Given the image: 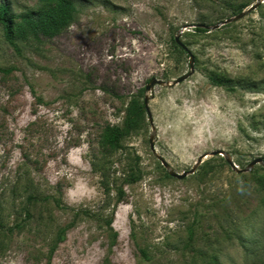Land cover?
Masks as SVG:
<instances>
[{
	"label": "rangeland",
	"instance_id": "374dc122",
	"mask_svg": "<svg viewBox=\"0 0 264 264\" xmlns=\"http://www.w3.org/2000/svg\"><path fill=\"white\" fill-rule=\"evenodd\" d=\"M53 38L0 23V264H264V0H74ZM17 27L42 0H0ZM220 25L219 28L215 26ZM147 92L152 78L173 83ZM230 80L234 91L211 78ZM223 158V159H222ZM225 160V161H223Z\"/></svg>",
	"mask_w": 264,
	"mask_h": 264
},
{
	"label": "trees",
	"instance_id": "16d2710c",
	"mask_svg": "<svg viewBox=\"0 0 264 264\" xmlns=\"http://www.w3.org/2000/svg\"><path fill=\"white\" fill-rule=\"evenodd\" d=\"M42 2L44 7L40 10L29 12L24 17L23 22L17 27L13 26L10 5L8 3L0 4V23L4 28L6 38L11 43H14L15 39L25 41L29 38L56 37L68 29L75 21L78 10L74 0H42ZM244 9V6L239 8L235 14L242 13ZM179 47L182 51H185L181 46ZM211 81L215 85L230 91L236 89V86L230 80L212 77ZM145 110L144 104L140 103L138 99H133L127 110L123 126L108 127V138L115 148L121 146V140L124 137L140 127L144 119Z\"/></svg>",
	"mask_w": 264,
	"mask_h": 264
},
{
	"label": "water",
	"instance_id": "95a60500",
	"mask_svg": "<svg viewBox=\"0 0 264 264\" xmlns=\"http://www.w3.org/2000/svg\"><path fill=\"white\" fill-rule=\"evenodd\" d=\"M257 1L258 2L255 5H252L247 11H243L242 13L238 14L234 18H230V19H227V20L223 21L220 25H226L228 23L236 22V21L244 18L247 15V13H250L251 11L255 10L259 6V4L261 3V0H257ZM220 25L215 26V28H219ZM181 34H182V31L179 33L178 36H176L175 39H176L177 44L179 46H181L185 51H187L190 54V68H191L190 72L187 73L186 75L178 78L173 83H170L169 81L159 80L157 78H152L150 80L149 84L146 86L147 92H151L156 86H162V85H167L169 87L176 86L178 84H181V83L185 82L187 79H189L194 74V72H195V69H194L195 68L194 67L195 57L189 51L188 47L181 41ZM149 102H150V96L146 95L145 99H144V105H145L146 111L148 113L149 122H150V124L152 126V130H153V134H152V136L150 138L151 149H152L154 155L158 158V160H160L162 162V165L167 169V171H168V173H169V175L171 177H174V178H177V179H180V180H184L190 174H195V172L197 171V168L199 167V165H201L203 163L204 159H206L207 157H215V156H219V155L225 156L227 161L234 167V169H237L238 173L251 171L258 164H263L264 165V157H260V158H256L255 160H253L250 163L248 169L241 170L237 166H235V164H233V162L224 154L223 151H213V152L205 153L202 156H200L198 161H197V163L195 164V166L189 172H184L182 174L177 173L176 171H174L171 168V166L164 159V157L159 155L157 153V151H156L155 144H154V137L157 135V128H156L155 123H154V118H153L152 112L150 110Z\"/></svg>",
	"mask_w": 264,
	"mask_h": 264
}]
</instances>
